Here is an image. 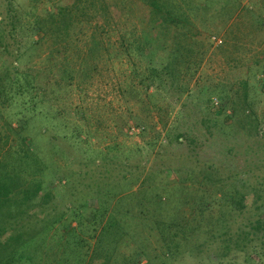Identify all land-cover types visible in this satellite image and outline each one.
Masks as SVG:
<instances>
[{
  "label": "trees",
  "instance_id": "obj_1",
  "mask_svg": "<svg viewBox=\"0 0 264 264\" xmlns=\"http://www.w3.org/2000/svg\"><path fill=\"white\" fill-rule=\"evenodd\" d=\"M17 1L0 0V51L5 55L0 71V264H179L186 258L192 264L240 258L243 264H264V127L253 114L232 104V115H226L229 95L218 93L227 116L222 134L248 136L220 162L201 161L199 154L188 152L182 155L185 170L166 163L148 167L149 159L132 166L129 151L114 170L78 169L72 159L73 174L66 173L49 163V153L54 157L59 146L55 138H37L48 135L53 122L43 132L36 119L53 117L52 102L71 84L70 73L95 72L91 65L112 57L119 15L108 4L98 9L102 0H28L24 10ZM133 1L140 6L143 31L122 36L126 57L135 53L144 64L140 70L133 67L140 84L155 89L149 97L167 93L180 101L189 92L184 81L196 75L205 54L207 39L196 36V22L213 21L220 8L232 17L240 4ZM250 14L257 27H264V11ZM50 38L58 47L46 55L44 67L29 64L26 57ZM71 49L78 51L73 66ZM61 124L63 131L70 129ZM211 125L212 118H206L189 131L169 132L168 138L194 152L199 145L195 132H210ZM86 153L89 164L98 165V158ZM98 154L101 164L108 160L107 154ZM161 154L152 163L165 159ZM47 178L60 185L47 186ZM114 178L117 183L110 185ZM153 236L161 251L149 247Z\"/></svg>",
  "mask_w": 264,
  "mask_h": 264
},
{
  "label": "rangeland",
  "instance_id": "obj_2",
  "mask_svg": "<svg viewBox=\"0 0 264 264\" xmlns=\"http://www.w3.org/2000/svg\"><path fill=\"white\" fill-rule=\"evenodd\" d=\"M102 2V5L99 3L98 9L101 10L102 6L108 4L112 7L111 10H115L119 15L115 24V35H112L110 42L113 44L112 57L99 59L97 64L91 65L90 71L96 69L95 72L70 73L68 83L71 84H68L66 91L59 94L56 102H52L54 118L51 116L47 119L42 115L36 119L40 131H46L49 122H53L55 126L50 128L48 135H37L42 142L54 137L59 145L54 157L49 153L52 158L50 164L56 163L66 173L72 174V159L78 164V169L114 170L115 165H120L119 161L124 160L125 156L122 154L133 151L129 161L132 166H136L140 160L149 159L151 164L148 167L157 168L166 163L185 170L182 168L186 163L182 159L183 153L199 154L201 161L220 162L227 158V152L232 147L244 144L243 140L247 141V135L230 137L220 131L226 115H232L233 109L228 108L232 107V104H235L239 112L247 109V115L253 114L259 121L260 128L264 127V27H257L250 14L264 11V0H237L240 6L232 17H229L231 12L225 14L220 12V8L213 21L207 24L196 22V36L202 40L207 39L204 41L205 54L203 62L196 68V75L191 80L184 81L189 83V92L185 93L180 101L167 93L149 97L155 89L148 91L140 84V77H136L138 73H134L135 68L140 70L144 64L140 63L141 60L135 53L132 59L130 58L132 62L126 57L122 36L134 31L140 35L143 31L137 10L140 7L138 2ZM16 5L24 10L29 8L30 4L28 0H18ZM41 8L40 5L39 10ZM214 37L222 43L214 40ZM54 43L52 38L45 41L42 47H38L32 55L26 57V61L38 69L44 67L46 55L58 47ZM68 55L72 66L79 62L77 49L69 50ZM103 55L106 56L105 53ZM4 59L5 55L0 51V71ZM133 63L138 66L133 67ZM222 91L229 95L228 102L225 101L228 108L226 115L221 113L222 102L218 99V93ZM206 118H212L210 132L200 128L199 133L195 132L199 145L195 149L193 147L194 152L171 143L169 132L175 136L182 131H189L192 126L195 127ZM60 121L66 122L70 129L63 131ZM64 133L80 139H66ZM86 150L92 152L94 159L98 158V165L102 161V157L98 156L99 151L107 154L108 160L99 167L94 163L89 164ZM160 153L165 159L158 160L157 164L152 163L154 157ZM86 164L89 165L85 166ZM183 172H178L177 178L182 179ZM46 181L47 186L60 185L59 180L55 178H47ZM108 183H117L116 178ZM52 233L50 232L49 237ZM94 241L90 240L92 244ZM50 243L55 245L53 239ZM149 243L153 251L162 250L157 236H153ZM50 255H53V252ZM242 261L243 258L235 263L226 260L222 264H243ZM192 262L193 259L186 258L181 259L179 264ZM143 264L148 262L145 260Z\"/></svg>",
  "mask_w": 264,
  "mask_h": 264
},
{
  "label": "built area",
  "instance_id": "obj_3",
  "mask_svg": "<svg viewBox=\"0 0 264 264\" xmlns=\"http://www.w3.org/2000/svg\"><path fill=\"white\" fill-rule=\"evenodd\" d=\"M214 40H217L215 37H214ZM220 44L222 43V41L221 40H217Z\"/></svg>",
  "mask_w": 264,
  "mask_h": 264
}]
</instances>
